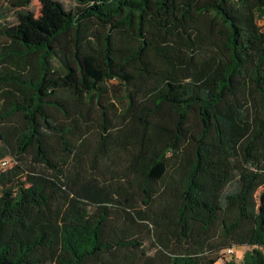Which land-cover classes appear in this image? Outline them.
<instances>
[{
    "label": "trees",
    "instance_id": "obj_1",
    "mask_svg": "<svg viewBox=\"0 0 264 264\" xmlns=\"http://www.w3.org/2000/svg\"><path fill=\"white\" fill-rule=\"evenodd\" d=\"M73 1L5 0L0 264H264V0Z\"/></svg>",
    "mask_w": 264,
    "mask_h": 264
},
{
    "label": "rangeland",
    "instance_id": "obj_2",
    "mask_svg": "<svg viewBox=\"0 0 264 264\" xmlns=\"http://www.w3.org/2000/svg\"><path fill=\"white\" fill-rule=\"evenodd\" d=\"M60 2H62V4L66 7L69 8L74 4L73 0H58ZM42 5L41 0H30V2L28 3L27 9L29 10V16L31 17H35L39 14V8ZM12 22L14 21V15L11 9H9L8 7H6V3L5 0H0V22ZM258 23L262 24L264 23V17L262 18H258ZM105 85L107 87V93L105 96L100 98V101L105 104L107 106V109L109 110V113L111 114L112 120H116L115 116L112 115V112L114 113H118L121 111V108L124 105V99L122 97L124 90H123V86L120 85L116 80L111 79L107 82H105ZM112 103V106H108V103ZM98 109L99 107H97V105L95 103H93L92 108L89 111V131L88 134L86 135V141L88 143V148H91L93 145V142L96 138V130H97V123L99 120V116H98ZM120 156H123L124 153L122 151H119ZM71 161V159L69 160ZM101 161H103L101 159ZM124 161L122 158H114V161L111 162V165L114 168H120L123 165ZM84 167L87 166V163L84 161L82 164ZM3 168H0V170ZM172 166L168 167L167 170V175L166 178H169L170 174H172ZM232 187V185H228L227 189H230ZM0 189H1V185H0ZM134 198L137 200V206L139 208L143 207L144 209L148 210L147 206L143 205L142 203H140L138 201V195H134ZM161 205V201L160 200H156L153 202V204L151 205V208L156 209V208H160ZM144 237V247L148 248L149 251H151L150 248V243L152 242V238L151 236H149V234L147 233H142L141 234ZM246 245H233L232 250L227 252L224 248H222L219 251L220 257L214 262V264H223L224 259H227L229 257H232L235 262L239 263L240 261V257L242 254V251L246 248Z\"/></svg>",
    "mask_w": 264,
    "mask_h": 264
},
{
    "label": "built area",
    "instance_id": "obj_3",
    "mask_svg": "<svg viewBox=\"0 0 264 264\" xmlns=\"http://www.w3.org/2000/svg\"><path fill=\"white\" fill-rule=\"evenodd\" d=\"M7 163H8V159H7V158H3V159L0 160V166H1V167L7 165ZM225 250H226L227 252L231 251V250H232V246H230V247H226Z\"/></svg>",
    "mask_w": 264,
    "mask_h": 264
},
{
    "label": "crops",
    "instance_id": "obj_4",
    "mask_svg": "<svg viewBox=\"0 0 264 264\" xmlns=\"http://www.w3.org/2000/svg\"><path fill=\"white\" fill-rule=\"evenodd\" d=\"M238 246H240V245H238Z\"/></svg>",
    "mask_w": 264,
    "mask_h": 264
}]
</instances>
